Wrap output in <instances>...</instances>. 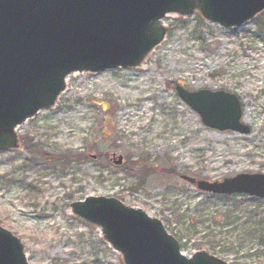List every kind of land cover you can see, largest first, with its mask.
I'll use <instances>...</instances> for the list:
<instances>
[{
	"label": "rangeland",
	"instance_id": "1",
	"mask_svg": "<svg viewBox=\"0 0 264 264\" xmlns=\"http://www.w3.org/2000/svg\"><path fill=\"white\" fill-rule=\"evenodd\" d=\"M261 16L235 30L199 24L197 14L168 17L169 35L143 67L72 75L56 108L19 128L23 144L33 138L51 157L32 165L25 149L0 152V225L23 240L30 261L123 264L96 228L71 214L70 203L88 195L114 196L160 218L186 255L206 249L230 262L256 258L237 248L235 227L216 221L231 200L181 176L215 181L264 172ZM178 83L237 93L252 133L205 126L177 95ZM114 152L122 165L111 162Z\"/></svg>",
	"mask_w": 264,
	"mask_h": 264
},
{
	"label": "water",
	"instance_id": "2",
	"mask_svg": "<svg viewBox=\"0 0 264 264\" xmlns=\"http://www.w3.org/2000/svg\"><path fill=\"white\" fill-rule=\"evenodd\" d=\"M263 12L264 0H0V150L23 148L19 128L56 108L72 75L143 67L167 39L166 18L199 13L234 30ZM176 91L205 126L251 133L237 93L180 84ZM113 158L123 163L122 155ZM182 178L204 192L264 198V172ZM69 209L100 232L123 264H232L206 249L185 255L161 219L117 197L89 195ZM0 264H35L23 240L1 225Z\"/></svg>",
	"mask_w": 264,
	"mask_h": 264
},
{
	"label": "trees",
	"instance_id": "3",
	"mask_svg": "<svg viewBox=\"0 0 264 264\" xmlns=\"http://www.w3.org/2000/svg\"><path fill=\"white\" fill-rule=\"evenodd\" d=\"M261 18L264 19V13L261 14ZM199 24H203V18L197 14L196 17ZM185 22L184 20H182ZM259 25L262 23L258 21ZM264 111V110H263ZM261 131H264V122L261 123ZM262 144L264 146V137L262 138ZM25 150L30 153L32 159L30 160L32 165H36L37 161L40 159H49L47 153L43 152L42 147L39 143H34L33 138H24ZM63 159V158H62ZM70 161L74 160L68 157ZM66 160V158L64 159ZM101 171V170H100ZM126 172H132L129 167L125 168ZM102 172V171H101ZM131 174V173H130ZM143 178H139L138 182L135 184L137 187L141 183ZM218 198H225L231 200V204L227 205L225 210L216 221H222L224 226H232L234 229L238 230L239 233V249L247 247L248 250H253L256 258L251 261H242L240 256L232 261L233 264H264V199L255 198L247 195H214ZM245 206V207H244ZM252 255V254H251ZM244 257V256H243Z\"/></svg>",
	"mask_w": 264,
	"mask_h": 264
}]
</instances>
